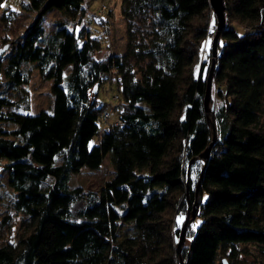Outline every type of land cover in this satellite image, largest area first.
Masks as SVG:
<instances>
[{
    "label": "trees",
    "instance_id": "obj_1",
    "mask_svg": "<svg viewBox=\"0 0 264 264\" xmlns=\"http://www.w3.org/2000/svg\"><path fill=\"white\" fill-rule=\"evenodd\" d=\"M83 1L27 0L35 16L0 59V161L25 228L16 243L0 244V264H179L172 213L186 216L196 192L186 264L236 260L239 244L264 259V0H224L212 78L221 103L197 189L190 174L213 137L205 63L193 70L213 17L215 26L208 0H121L125 51L104 59L86 25L75 32L59 20L44 30L49 10L73 20ZM26 64L51 80V110L24 112ZM110 79L118 95L111 115L121 123L100 133L108 105L91 91ZM107 155L114 173L98 191L70 187L73 173ZM120 222L135 234L117 239Z\"/></svg>",
    "mask_w": 264,
    "mask_h": 264
},
{
    "label": "rangeland",
    "instance_id": "obj_2",
    "mask_svg": "<svg viewBox=\"0 0 264 264\" xmlns=\"http://www.w3.org/2000/svg\"><path fill=\"white\" fill-rule=\"evenodd\" d=\"M26 1L27 0H0V47L5 44L10 46L11 42L18 41L32 22L35 12L26 8ZM104 3L107 5V8L104 7L105 9L103 8ZM121 4V0H84L82 3V13L73 20L56 9H51L43 16L42 24L45 32L48 33L52 31L55 23L61 20L66 22L69 29H74L75 32H78L82 27L80 19L84 17L86 21L91 23L90 25H86L90 28L91 35L98 38L101 42V48L95 52V57L97 59H104L109 54L123 55L126 45V26L120 13ZM210 23L209 30L211 32H208L207 36L204 38L199 57L193 65L194 74L198 75L202 63H205L202 71L203 77L207 76L211 63L210 47L211 39L214 36L212 30L215 29L214 17ZM9 48L6 53L9 52ZM5 55H3V57H5ZM26 65L30 67L31 74L28 84L25 85L29 95V104L28 108L26 110L24 109V112L34 114L40 110H51L53 103V96L50 92L51 80H43L32 65ZM24 67L26 66L24 65ZM70 68L69 65L64 69L65 75L69 72ZM112 76L113 75L109 78H112ZM96 90L98 91L97 100L100 104L103 102H110V100H112L111 96L117 91L116 86L113 85L112 79L102 84L99 88H93L91 95L94 94ZM220 103L221 99L217 96L216 85L212 79L209 105L216 109ZM208 119L214 125L213 113L208 114ZM3 125L6 129H11L13 127L8 123H4ZM199 160L201 162L197 161L193 172L190 174L192 180L195 182L194 186H196L197 171L202 163V160ZM189 170H191V168ZM113 173L114 168L107 155L98 168L91 169L82 167L77 173H73L69 179V185L72 188L80 187L85 192L98 191L104 181L113 176ZM50 181L51 178H48L43 184V187L47 186ZM195 189H197V187H195ZM13 194L12 189L7 183V172L3 169V162L0 161V244L8 241L16 243L18 238L25 232L23 225L24 215L22 213H16L10 206ZM198 199L199 195L196 192L194 202L197 203ZM186 206L187 211L191 209L190 203ZM172 216V227L177 228V226H181L184 221L185 212L183 210L173 212ZM197 223L198 217L190 223L187 234L190 233L191 229H193L194 225H197ZM135 232L136 229L132 224L120 222L117 231V239L132 236ZM188 242L189 237L187 236L185 245L182 247L183 250L186 249ZM238 249L239 254L236 260L230 261V258L222 255L217 259V264H264V259L255 246L239 244Z\"/></svg>",
    "mask_w": 264,
    "mask_h": 264
},
{
    "label": "water",
    "instance_id": "obj_3",
    "mask_svg": "<svg viewBox=\"0 0 264 264\" xmlns=\"http://www.w3.org/2000/svg\"><path fill=\"white\" fill-rule=\"evenodd\" d=\"M208 2H209V5H210L214 15H215V27L216 28H215L214 36H213L212 41H211V47H210V49H211L210 50V52H211V63H210V67H209L207 77H206V88H205L204 97H203V107H204V111H205L207 116L210 113L212 114L213 110H214L213 106L209 105L210 99H211V84H212L213 71H214V68L216 65V58H217V41L219 38L220 31L225 25V4H224V0H208ZM8 47H9L8 44H5V45L0 47V59L2 58L3 54L5 53V51L7 50ZM211 125H212V129H213L212 140L207 145V147L197 156L198 158L202 159L203 162H205L207 160V158L209 157L210 149H211V146L214 142L215 128H214L213 123H211ZM194 160H195V158H192L188 162V169H187L188 173H189V167H190L191 163H193ZM198 185H199V180L197 181L196 187ZM197 207H198L197 203L194 202L192 209L191 210L189 209L186 213L185 219L180 226L178 236L174 237V242H175L176 252L178 255V259H179V264H186V258L185 259L182 258L181 249L185 245V242H186V231L188 229V226L196 217Z\"/></svg>",
    "mask_w": 264,
    "mask_h": 264
},
{
    "label": "built area",
    "instance_id": "obj_4",
    "mask_svg": "<svg viewBox=\"0 0 264 264\" xmlns=\"http://www.w3.org/2000/svg\"><path fill=\"white\" fill-rule=\"evenodd\" d=\"M104 7L105 8L107 7V5H105V3L103 4V8ZM80 24L90 25L91 23L86 21L84 17H81ZM111 98H112V100H110V102L107 103V105H108L107 109L103 112L102 117L100 119V133L110 124L121 123V118L119 116L112 117V115H111L112 108L116 105V99H118V95L114 93L113 96H111ZM99 138H100V136L98 135V137L96 138V141H98Z\"/></svg>",
    "mask_w": 264,
    "mask_h": 264
}]
</instances>
